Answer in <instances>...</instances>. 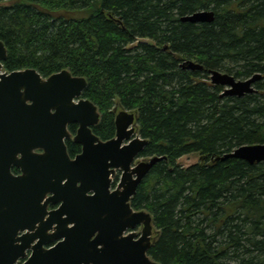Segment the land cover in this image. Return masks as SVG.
<instances>
[{"label": "trees", "instance_id": "trees-1", "mask_svg": "<svg viewBox=\"0 0 264 264\" xmlns=\"http://www.w3.org/2000/svg\"><path fill=\"white\" fill-rule=\"evenodd\" d=\"M200 9L215 19L182 20ZM0 39L8 70L86 77L100 138L116 134V106L137 112L142 155L165 156L131 201L154 217L158 264H264V161L217 159L264 142V0H0ZM210 69L263 77L237 96ZM188 154L204 159L185 166Z\"/></svg>", "mask_w": 264, "mask_h": 264}, {"label": "water", "instance_id": "water-1", "mask_svg": "<svg viewBox=\"0 0 264 264\" xmlns=\"http://www.w3.org/2000/svg\"><path fill=\"white\" fill-rule=\"evenodd\" d=\"M214 19L213 9L182 17ZM6 56L0 40V264H16L27 249L32 253L22 264H158L148 254L156 238L153 215L135 209L131 200L165 156L141 157L148 140L138 134L137 112L116 106V135L101 139L92 128L100 119L98 106L82 96L84 76L68 69L47 78L31 67L3 70ZM188 66L203 68L193 60ZM210 72L214 83L226 86V94L238 96L254 92L261 78L260 73L237 79ZM71 122L79 124L73 139L82 145L75 157L66 144ZM228 157L264 161V143L243 144L217 159ZM13 164L21 174L12 173ZM118 169L120 181L112 189ZM51 202L60 205L49 210ZM139 225L140 235L126 234Z\"/></svg>", "mask_w": 264, "mask_h": 264}, {"label": "rangeland", "instance_id": "rangeland-1", "mask_svg": "<svg viewBox=\"0 0 264 264\" xmlns=\"http://www.w3.org/2000/svg\"><path fill=\"white\" fill-rule=\"evenodd\" d=\"M204 156L200 155V154H188V155H184L182 156L179 161L180 163H182L185 166H189L192 165L194 163L203 161ZM119 180V175L116 177V181ZM136 230L140 231V228H137Z\"/></svg>", "mask_w": 264, "mask_h": 264}, {"label": "flooded vegetation", "instance_id": "flooded-vegetation-1", "mask_svg": "<svg viewBox=\"0 0 264 264\" xmlns=\"http://www.w3.org/2000/svg\"><path fill=\"white\" fill-rule=\"evenodd\" d=\"M72 124H76V123H70L69 126H71ZM76 126H77V124H76ZM11 171H12V173H14L16 175L22 173L21 169L17 165H15V164L12 165Z\"/></svg>", "mask_w": 264, "mask_h": 264}, {"label": "bare ground", "instance_id": "bare-ground-1", "mask_svg": "<svg viewBox=\"0 0 264 264\" xmlns=\"http://www.w3.org/2000/svg\"><path fill=\"white\" fill-rule=\"evenodd\" d=\"M221 71V70H220ZM223 72V71H222Z\"/></svg>", "mask_w": 264, "mask_h": 264}]
</instances>
